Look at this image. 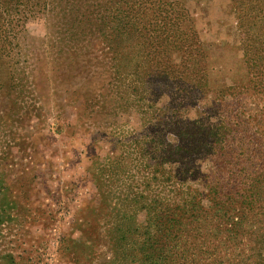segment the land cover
Wrapping results in <instances>:
<instances>
[{"label":"rangeland","instance_id":"1","mask_svg":"<svg viewBox=\"0 0 264 264\" xmlns=\"http://www.w3.org/2000/svg\"><path fill=\"white\" fill-rule=\"evenodd\" d=\"M60 1L0 57V264H145L151 241L165 249L166 206L184 203L203 233L222 216L217 230L239 229V249L252 250L264 159L263 0ZM116 8L132 15L126 30L109 29ZM167 21L172 33L159 35ZM223 118L243 139L228 143V162L195 153L180 175L162 164L186 122ZM218 188L223 204L212 196ZM245 193L251 211L224 206ZM171 233L168 248L178 241Z\"/></svg>","mask_w":264,"mask_h":264},{"label":"trees","instance_id":"2","mask_svg":"<svg viewBox=\"0 0 264 264\" xmlns=\"http://www.w3.org/2000/svg\"><path fill=\"white\" fill-rule=\"evenodd\" d=\"M56 2L59 4L62 3L60 0H56ZM49 4L50 0H0V57H2L3 54L7 57L12 54L16 45H18L16 42L17 38L26 30L27 21L43 14V10H46ZM115 10L117 11L114 19L115 24L113 27H109V29L112 30V28L114 29V27L117 28L116 26H119L118 29L123 28L126 30L131 22L132 15H129V10L122 11L119 8H116ZM262 17L264 18V0L260 1L259 4V18ZM161 26L164 32L161 31L159 35L165 33V36H170L172 33L171 30L174 29L173 23H170L169 21L162 22ZM101 28V33L103 34L106 27ZM168 44L169 43H166L165 45ZM258 58L260 67L261 62L264 63V55L259 54ZM253 61H256V59ZM197 70L204 82L206 78L198 64ZM200 82L201 80L198 81L197 84L203 88L204 83L201 84ZM224 118L219 121L220 123L218 125L203 124L200 119L186 122L185 125L187 127H183V135L181 134V127L177 132L175 131V138L176 135L179 137L177 140H173V143L175 144L167 142L168 147L164 152V155L161 157L162 164H166L170 166V169L173 168L180 172V170L183 169V160L185 156L189 158L187 159L188 162H185L188 164L191 162L193 154L206 153L209 154L208 156L211 162H214V159L216 158L215 160H218V164L224 165L228 162L226 157L229 156L230 152L228 143L243 140L241 138L238 140V137H235V135L233 137L231 135V132L235 129L228 125L229 121H226ZM250 145H252V143H250ZM259 147L262 148L264 152V143H261ZM180 174L181 172L178 175ZM218 190L219 192L216 190L212 191L213 198H217L214 202L223 204V198L221 197L222 189L218 188ZM250 194L245 193L236 195L237 197L235 198L231 197L229 206H224L228 208L232 205L231 203H234L235 205H243L245 210L251 211L253 209V200L250 198ZM263 199L264 159L261 161V164L259 161V215L258 217H252V222H254L255 225L251 229V233H248L247 236V242L252 246V250L242 251L239 249L240 247L238 245L242 240V233L239 232V229L234 230L230 227L224 231L217 230V223L219 220H222V222L225 221L222 216L214 219V224L212 226L216 231L205 234L201 231V229L204 228L202 220L197 215L194 216V209L189 203H184L182 205L175 204L174 206H166L165 216L161 218V223L163 224L164 229L161 241H163L162 245L165 249H158V244L156 245L151 241L148 245L147 251L143 255L144 263L264 264V204H261ZM198 205H200V202H198ZM200 206H202L200 209L203 210L204 206ZM238 225L239 228H241V222H239ZM173 230L175 231L173 237L178 239V241L175 240L174 248H168L167 240L172 235L171 232ZM180 239L185 240L179 242ZM172 240L173 239L170 241L171 243L173 242ZM227 240L231 243L230 245L233 252L237 249L236 253H226V250L222 246H224L223 242Z\"/></svg>","mask_w":264,"mask_h":264}]
</instances>
